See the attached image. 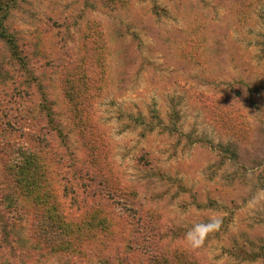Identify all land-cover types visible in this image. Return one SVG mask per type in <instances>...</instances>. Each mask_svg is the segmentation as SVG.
<instances>
[{
  "label": "rangeland",
  "instance_id": "rangeland-1",
  "mask_svg": "<svg viewBox=\"0 0 264 264\" xmlns=\"http://www.w3.org/2000/svg\"><path fill=\"white\" fill-rule=\"evenodd\" d=\"M0 264H264V0H0Z\"/></svg>",
  "mask_w": 264,
  "mask_h": 264
},
{
  "label": "clouds",
  "instance_id": "clouds-1",
  "mask_svg": "<svg viewBox=\"0 0 264 264\" xmlns=\"http://www.w3.org/2000/svg\"><path fill=\"white\" fill-rule=\"evenodd\" d=\"M218 219L210 220L207 223H198L194 225L186 234L185 239L192 247H198L203 243L206 235L219 227Z\"/></svg>",
  "mask_w": 264,
  "mask_h": 264
},
{
  "label": "trees",
  "instance_id": "trees-1",
  "mask_svg": "<svg viewBox=\"0 0 264 264\" xmlns=\"http://www.w3.org/2000/svg\"><path fill=\"white\" fill-rule=\"evenodd\" d=\"M13 48L16 50V46L14 45L13 46ZM35 166V168L37 169V167H38V165L37 164H35V162L32 160V159H26V163H23L22 165H20L19 164V166H21V167H19V169H20V172H27V170H28V168L30 167V166ZM35 169V170H36Z\"/></svg>",
  "mask_w": 264,
  "mask_h": 264
}]
</instances>
